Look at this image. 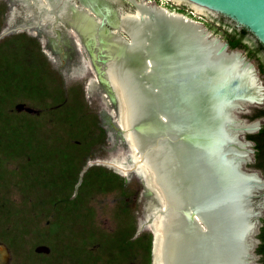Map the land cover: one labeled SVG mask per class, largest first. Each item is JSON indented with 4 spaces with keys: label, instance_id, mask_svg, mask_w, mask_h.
I'll use <instances>...</instances> for the list:
<instances>
[{
    "label": "rangeland",
    "instance_id": "1",
    "mask_svg": "<svg viewBox=\"0 0 264 264\" xmlns=\"http://www.w3.org/2000/svg\"><path fill=\"white\" fill-rule=\"evenodd\" d=\"M201 18L225 42L221 22L193 16L204 25ZM43 24L34 22L18 1L0 0V264H153L154 232L145 226L150 199L131 162L124 163L126 147L112 123L113 112L99 98L82 52L70 39L46 35ZM119 35L130 41L126 33ZM229 51L249 62L257 85L264 88L258 61L244 50ZM129 56L128 72L133 69ZM233 98L226 108L231 121H257L258 131L264 118L250 117L264 102ZM147 107L148 117L153 116V102ZM168 123L170 127L152 123L147 147L156 167L167 165L175 176L176 143H168L165 135L175 133L173 122ZM225 128L231 135L241 131L230 123ZM247 134L252 133L244 138ZM238 151L236 164L250 158L247 168L264 177V171L252 167L253 144ZM184 191L187 199L192 197L189 189ZM246 198L248 211L256 213L251 197ZM263 217L264 211L259 222ZM253 219L240 228L244 248L239 264H257L259 259L255 247L260 223L251 233ZM183 243L194 245L192 240ZM229 246L220 261L233 260ZM201 263L216 260L211 254Z\"/></svg>",
    "mask_w": 264,
    "mask_h": 264
},
{
    "label": "bare ground",
    "instance_id": "2",
    "mask_svg": "<svg viewBox=\"0 0 264 264\" xmlns=\"http://www.w3.org/2000/svg\"><path fill=\"white\" fill-rule=\"evenodd\" d=\"M16 1L34 22L44 23L51 36L59 33L63 38L60 30L71 28L89 43L88 51L97 61L103 46L108 50L112 47L114 52L116 45L125 42L116 29L130 37L127 42L134 45L128 48L129 63L136 66L133 74L142 72V80H133L131 70L126 80L119 74L122 62L118 64L113 58L105 61L107 76L122 99L125 113L132 108V85L142 87L145 93L147 84L159 88L162 97L159 99L158 89L153 100L158 110L168 114L175 133V176L167 165L156 167L152 149L147 147L155 118H147V131L135 137L143 149L148 181L159 189L165 203V211L156 218L161 235L155 258L158 264H202L212 254L216 264H239L244 248L241 225L253 217V233L264 211V177L247 168L250 158L239 165L235 160L238 149L252 144L244 134L256 131L259 122H241L239 126L226 109L233 97L264 102V88L257 85L249 62L225 48L198 22L148 0ZM149 64L154 65L151 72L145 69ZM228 123L241 131L226 133ZM135 168L140 171L141 166ZM186 188L192 193L189 199ZM247 196L257 207L256 213L248 211ZM185 204L189 215L185 214ZM186 238L194 243L192 248L183 243ZM230 243L233 260L226 257L220 261L223 248Z\"/></svg>",
    "mask_w": 264,
    "mask_h": 264
},
{
    "label": "water",
    "instance_id": "3",
    "mask_svg": "<svg viewBox=\"0 0 264 264\" xmlns=\"http://www.w3.org/2000/svg\"><path fill=\"white\" fill-rule=\"evenodd\" d=\"M172 2L178 5H185L189 7L194 13L199 16H206L209 19H218L219 17H223L228 20L237 30L246 29L248 33L252 35V37L261 43L264 47V0H164V2ZM219 22V20H217ZM46 34L45 24L42 25ZM109 31L107 28H105ZM62 31L61 36H63L64 41L66 39H70L74 44L75 48L82 52L83 59L89 64L90 71L92 74L91 81L94 82L95 87L97 88V94L101 101L104 103V106H108L111 108L110 110L113 112V117H111L112 123L115 126L118 134L120 135L123 143L126 147V155L125 162L129 163L130 159L132 170L139 176L143 188L146 191L150 204L148 207V214L146 218L145 226L151 229L154 232V249H153V264H158L156 260L155 253L157 252V245L159 241V237L161 235V230L157 223V216L165 211V203L164 199L155 186L153 184L150 185L148 181V169L145 166L143 161V149L142 146L137 143L135 137H138L143 131H147L146 125L144 124L147 118H155L156 126H169L168 114L158 110V106L153 99H155L158 89L153 85L147 84V93L141 89L142 87H134L136 85H132L131 93L133 97L132 108L128 113H125L124 108L122 107V99L116 89V87L111 83L107 76V70L104 64L108 58H113L114 62L120 64L122 62L119 70V74L123 76L126 80L129 78V72L126 71V64L128 61V48H130L133 42H127L124 38L119 35V30L116 29L115 32L122 38L123 41L120 45L115 46V51L112 52V47L107 48V46H103V54L98 57V61L91 52L88 51L89 43L83 40L81 37H77L76 33L71 28H65ZM33 32V31H32ZM59 35V33H55ZM47 35V34H46ZM60 37V36H59ZM62 40V39H61ZM224 47L228 49V44L224 43ZM88 45V46H87ZM131 49V48H130ZM154 66V65H153ZM153 66L149 64V67H145L147 71L151 72L153 70ZM136 67V66H135ZM135 67L132 69V74L136 73ZM133 80H137L141 77L142 72L137 71V74H133ZM139 80H142L141 78ZM135 84V83H134ZM144 92V93H143ZM155 106L156 113L152 116L148 117L149 108L148 104L152 103ZM108 104V105H107ZM122 108V111L120 109ZM134 122L139 124L138 128L134 127ZM170 127V126H169ZM260 128V127H259ZM167 135V139H169L168 143L173 140L172 133H165ZM170 138H169V136ZM141 141V140H140ZM171 144V143H170ZM173 146V144H172ZM174 148V146H173ZM135 165L141 166L140 173L136 170ZM147 169V170H146ZM189 201V200H188ZM185 214L189 215L188 208L185 204ZM259 222V220H258ZM260 223V222H259ZM261 226V224H260ZM259 241L257 240V244Z\"/></svg>",
    "mask_w": 264,
    "mask_h": 264
},
{
    "label": "trees",
    "instance_id": "4",
    "mask_svg": "<svg viewBox=\"0 0 264 264\" xmlns=\"http://www.w3.org/2000/svg\"><path fill=\"white\" fill-rule=\"evenodd\" d=\"M246 29H241L240 34H247ZM239 32L233 31L232 33H225L226 39L231 48L239 47L249 51L248 57L255 58L258 61L259 71L264 73V47L261 43L258 42L257 50L252 51L250 47L242 43L239 38H236L235 35H238ZM258 53L259 55H256ZM264 116L263 110H256L254 114L250 117L255 119L258 117ZM248 140L254 142L255 149V167L264 171V125L258 130L255 134H250L247 136ZM261 226L259 227L258 234L256 236L259 243L255 247V253L259 256L257 264H264V217L260 219Z\"/></svg>",
    "mask_w": 264,
    "mask_h": 264
},
{
    "label": "flooded vegetation",
    "instance_id": "5",
    "mask_svg": "<svg viewBox=\"0 0 264 264\" xmlns=\"http://www.w3.org/2000/svg\"><path fill=\"white\" fill-rule=\"evenodd\" d=\"M149 2H152V3H154V4H157V5H162V6H164V7H167L169 10H171V11H174V12H178V11H182V12H178V13H181V14H183V15H185V16H187V17H189L191 20H193V16L196 14V13H194L189 7H187V6H185V5H178V4H176V3H172V2H166L165 1V5H163L162 3L161 4H159V0H149ZM208 18V17H207ZM202 19V21L204 20L203 18H201ZM215 20H219V22H221V24H222V26H224L225 28V30H223V37L225 38V42L224 43H227L228 44V49L229 50H235V49H237V50H244V52L246 53V55H247V57H248V53H249V51L248 50H246V49H243V48H239V47H235V48H231L230 47V45H229V43H228V40L226 39V36H225V33H232L233 31H235V32H239V34L238 35H235V37L236 38H239L240 39V41L242 42V43H244V44H246L248 47H250L251 48V50L252 51H254L255 52V50H257V44H258V41H256L253 37H252V35L250 34V33H247V34H244V35H242V34H240V30H237V28H235L228 20H226L225 18H223V17H219L218 19H215ZM195 21V20H194ZM197 22V21H196ZM204 22V25H202L201 23H199V24H201L207 31H209V26H210V24H209V22H207V21H203ZM210 32V31H209ZM211 33V32H210ZM212 34V33H211ZM256 55H259L258 53H256ZM248 58H250V57H248ZM264 109V107H262V108H259V109H257V110H263ZM256 111V110H255ZM262 118H264V116H262V117H258V118H255V119H251L252 121H255V120H260V119H262ZM260 128H261V126H260ZM259 128V129H260ZM258 129V130H259ZM258 131H256L255 133H257ZM255 133H252V134H255ZM248 135H250V134H247L246 136H245V140L247 139V136ZM248 140V139H247ZM246 140V141H247ZM249 142H251L252 144H253V165H252V167L254 168V169H256V170H260V171H262L261 169H259V168H256L255 167V163H256V160H255V149H254V142H252L251 140H248ZM261 224V223H260Z\"/></svg>",
    "mask_w": 264,
    "mask_h": 264
}]
</instances>
